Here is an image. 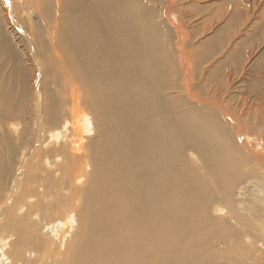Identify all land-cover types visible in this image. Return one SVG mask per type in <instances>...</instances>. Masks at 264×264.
I'll use <instances>...</instances> for the list:
<instances>
[{
  "label": "bare ground",
  "instance_id": "6f19581e",
  "mask_svg": "<svg viewBox=\"0 0 264 264\" xmlns=\"http://www.w3.org/2000/svg\"><path fill=\"white\" fill-rule=\"evenodd\" d=\"M170 10L0 0L42 78L36 134L11 123L27 152L0 138L5 201L19 189L0 202V264H264V0H182L176 24ZM11 93L0 79V109L22 118Z\"/></svg>",
  "mask_w": 264,
  "mask_h": 264
},
{
  "label": "rangeland",
  "instance_id": "374dc122",
  "mask_svg": "<svg viewBox=\"0 0 264 264\" xmlns=\"http://www.w3.org/2000/svg\"><path fill=\"white\" fill-rule=\"evenodd\" d=\"M181 1L182 0H180V1L179 0H151V2H153L154 6L155 7L157 6L158 12H159L160 16H162L161 19L163 18V20L165 19V17L163 16V13L167 10V6L168 5L171 6L170 14H171V19L174 21V24H176V20L178 18V14L173 10V8L177 7L180 4ZM176 3L177 4L179 3V4L177 5ZM213 8L214 7L209 8L208 10H210L211 12H214L215 8L214 9ZM25 13H26V11L23 12V10L17 9V16H18L17 19H19V21H21V23L23 25V28L26 29L28 31V33L31 32V30H29V27H31V23L33 25H35V24L42 25L43 29L45 28L44 22L40 19V17L37 14L34 15L32 13L34 18H32V20H30L28 22L27 19L25 18ZM15 15H16V13H15ZM0 16H1L0 17V29H1V32L4 33V36L7 39V41H9V43H10V45L12 47V51H13V55L10 56V54L4 48V45H3V48L0 49V79L2 81L6 82V84L8 86L11 85L12 88H13V93H11L9 95L10 96V101L12 103H15L16 98L19 97L18 95L21 94V96H22V94H23V97L24 96L26 97V106H25V108L28 109V114H24V116L22 118L21 117L18 118L16 116L17 113H18L17 110L12 112L11 109H10V110H7V112H5L2 108L0 109V138L5 140L6 137L8 138V137L11 136L10 139L13 138L14 140H19L20 143L22 144L21 145L22 146L21 149L23 150L22 154H24L23 152H27V149H24V145L23 144L25 142H23V141H26V140L29 141V138L32 139V136H26V137L23 136L24 138L20 139L19 135H17L13 131V129L11 128L12 127L11 123H15L16 126H21L23 124V122H24V124H27V126L28 125L30 126L29 129L31 130V132L35 133V124H34V121H33L34 117H33L32 113H31V107L29 106V105H31V101H30V97H31L30 93L32 92V85H31L32 82L31 81H32V77L34 75H35V77L38 76V77H36V84H38L39 79H42V78H41V76H39L37 74H34V70L36 69V65H35L34 61L31 58L27 57V54L25 53L26 49L24 48V43L22 41L19 42V40L15 39V37L13 36V33L11 32V29L8 27L6 22L3 20L1 13H0ZM188 20H191V18H188ZM187 42L190 43V41L186 38L185 39V47H187ZM171 49H172L174 55L177 56L176 55V51H175V39H173V41H172ZM183 57L184 56H182V58ZM184 58L186 59L187 57H184ZM171 67H172L173 70H175L178 73H180L183 77L187 76L186 71L189 72V69L185 68V63H183L182 67L180 69H178V70L176 69V66L174 64H172ZM8 74H10V75H8ZM40 74H42V73H40ZM11 76H13V77H11ZM42 76L46 77L45 73ZM36 84H34L35 87H36ZM37 86L39 88V85H37ZM50 86H52V85H50ZM38 95H39V99H40L41 94L38 93ZM33 101H35V95L33 96ZM45 130H46V127H45ZM45 132L46 131H44L43 134H45ZM1 139H0V141H1ZM262 142H263L262 140H259V141H256V143H254V144H258L256 147H257V149H259L258 152L261 153V154L264 153L263 152L264 149H263V143ZM44 143L45 142H43L42 145ZM13 144L15 145L16 143L14 142ZM30 146H31V144H30ZM2 147L3 146L0 147V154L3 156V158H6V159H8V161H10L9 158H7L8 157L7 149L5 150ZM22 154H20L19 158L22 157ZM16 157H15V159H16ZM9 163L12 164V166L14 168L18 169L19 164H17L14 161H13V163H12V161L9 162ZM13 167H11V168H13ZM24 173H25V171H23V174ZM26 184H28V182ZM2 187L3 186H1V188H0V202L3 203V201H4L5 205H3V206L6 207V204L11 202L12 197L16 196V194L18 193L19 189L12 190V191L9 190V193H10L11 197L10 196L7 197V198H9V200L5 201L6 200L5 197H6L7 193H8V191L6 190V188L3 187L4 188L3 189ZM23 191L25 192V191H27V189L23 190ZM27 195L28 194H26V192H25V194L22 195L23 199L26 200ZM0 209H1V207H0ZM238 226L239 225H236L235 228H238ZM35 228H37V227H35ZM71 231L72 232L68 233L69 235H67V237L70 238V239H68L69 241L72 240V238H73L72 234H73L74 231L73 230H71ZM232 239H233V237H232ZM70 242H72V241H70ZM64 244H66V243H63V246H64ZM235 246H236V248H235V250L233 252H235L237 248L240 250L239 245L235 244ZM256 246L258 248H261V245L258 246V244H257ZM2 248H3V246L0 245L1 254L4 253ZM62 249H64V248L62 247ZM62 249H61V252L64 253V250H62ZM61 256H63V255H61ZM240 262H241V264H260V262H258V263L255 262L254 263L253 256H249V258H247L246 260L245 259L244 260L240 259ZM46 263L50 264L48 259H47ZM235 264H240V263L239 262H235Z\"/></svg>",
  "mask_w": 264,
  "mask_h": 264
}]
</instances>
